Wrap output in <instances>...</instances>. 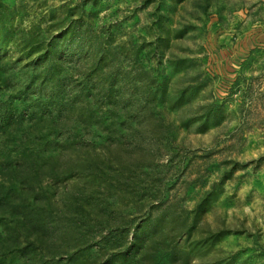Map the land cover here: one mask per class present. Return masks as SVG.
<instances>
[{"label": "rangeland", "instance_id": "obj_1", "mask_svg": "<svg viewBox=\"0 0 264 264\" xmlns=\"http://www.w3.org/2000/svg\"><path fill=\"white\" fill-rule=\"evenodd\" d=\"M0 75L70 264H264V0H0Z\"/></svg>", "mask_w": 264, "mask_h": 264}, {"label": "trees", "instance_id": "obj_2", "mask_svg": "<svg viewBox=\"0 0 264 264\" xmlns=\"http://www.w3.org/2000/svg\"><path fill=\"white\" fill-rule=\"evenodd\" d=\"M8 121L5 118L2 128ZM1 133L5 140L0 147V218L7 214L10 221L0 223L5 229L0 264H9L6 258L11 254L21 257L22 264H70L72 253L71 260L62 258L58 245L69 225L61 219L51 193L50 182L57 181L59 173L56 158L37 154L35 145L14 146L6 131Z\"/></svg>", "mask_w": 264, "mask_h": 264}]
</instances>
